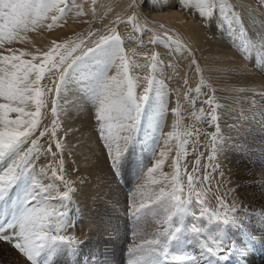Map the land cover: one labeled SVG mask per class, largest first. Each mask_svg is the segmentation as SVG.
<instances>
[{"label":"snow or ice","instance_id":"obj_1","mask_svg":"<svg viewBox=\"0 0 264 264\" xmlns=\"http://www.w3.org/2000/svg\"><path fill=\"white\" fill-rule=\"evenodd\" d=\"M182 3L185 7L194 6L202 18L207 19L221 12L226 21L231 18L232 24L237 22L233 15L234 6L229 7L230 0H182ZM62 4L65 7H60ZM67 7L68 0H0V19L11 25L9 28L8 25L0 24V242L7 243L26 258V264H51L54 256L75 255L79 248L74 237L62 234L67 232L71 221L67 211L60 210L67 207L65 202H70L74 193V186L65 174L62 156L64 145L58 137L62 128L60 115L64 111V95L71 90L72 85L78 84L82 91L89 90L91 93L96 104L97 132L104 141L113 175L119 174L129 164L137 144L136 134L141 128V119L144 120L147 134L159 112L166 108L163 102L166 93L162 83L155 78V72L162 63L159 55L150 57L153 63L150 65L152 74L146 78L148 86L141 95H137L136 80L130 72L133 67L139 68L140 65L132 64L125 53L124 41L115 29L85 45V39L96 34L89 31L87 38H82L67 56L60 52L67 45L55 41L42 54L26 51L17 54L12 49L4 50V43L11 44L19 38L20 31L27 30L29 26L34 28L47 18V13L56 10L59 16H52V23L48 25L51 30L58 20L66 17ZM134 19V16L129 17L128 22ZM150 43L186 50L170 36L157 37ZM239 44L241 50L248 48V41L243 36ZM82 46L84 50L81 54L72 56ZM29 56L30 59L24 58ZM261 62L264 63V57ZM191 63L196 66L198 73L202 72L195 60ZM113 67L116 68V74L109 76ZM184 83L187 84V80ZM202 87H206L203 79L201 86L195 89L197 96L192 102L209 106L207 123L216 129L213 133H204L212 145L208 156L211 163L224 147L218 123L220 105L214 99V93L201 101ZM49 96L53 97L50 127L44 124L48 113L43 111L48 107ZM185 99H190L188 93H185ZM156 102H159V109ZM180 111V108L173 109L178 116ZM202 118L197 117V120ZM200 135L197 132V145ZM46 136L48 147L43 149L40 140ZM167 136L178 140V151L170 165L173 169L171 178L163 171L164 151L159 153L162 158L147 168V175L151 178L159 171L162 180L152 179L151 183L169 181V184L154 191L138 207L129 205L134 209L131 212L132 223L139 226L147 223L150 217H160L155 222L163 228L158 229L151 238L132 244L128 249V264H221L228 258L225 246L227 228L239 227L242 222L238 216L230 214L236 210L229 209L221 196L216 199L219 208L224 211H209L202 198L205 191H197L198 185H204L211 191V168H205L202 178L198 175L204 154L201 152L197 156L191 172L187 171V165L184 164L182 174L181 165L183 157L187 155V141H180L179 134L175 132H169ZM53 144L56 152L52 150ZM152 151L156 155V149ZM58 155L60 160L54 165ZM42 156L49 159V164L41 166L37 172L36 161ZM143 172L144 166H141V174ZM185 175L186 185L183 182ZM45 180L48 182L45 183ZM185 187L187 196L184 195ZM138 235V232L133 233V236ZM246 239L251 237L246 235ZM230 251L233 255L244 254V248L236 245H232Z\"/></svg>","mask_w":264,"mask_h":264},{"label":"bare ground","instance_id":"obj_2","mask_svg":"<svg viewBox=\"0 0 264 264\" xmlns=\"http://www.w3.org/2000/svg\"><path fill=\"white\" fill-rule=\"evenodd\" d=\"M232 6L235 9L233 15L237 18L236 24L231 23V18L226 21L225 15L221 12H216L207 19L202 18L194 6L185 7L182 0H68L66 17L58 20L51 30L48 25L52 23V16H59L56 10L47 13V18L42 19L34 28L29 26L27 30L20 31L19 38L11 44L6 43L3 48L4 50L12 49L17 54L19 51L42 54L47 52L55 41L67 45L66 48L60 50L61 54L67 56L72 47L79 44L82 38H87L89 31L96 34L85 39V45H89L91 40H95L99 35H108L111 29H115L124 41L125 53L132 64L140 65L139 68L133 67L130 72L136 84L144 81L146 82L144 88L148 86L146 78L152 74L150 65L153 62L150 57L153 54H158L162 63L172 64L161 68V63L155 72V78L162 83L166 93L163 97L165 104L167 92L171 90H168L169 87L164 84L166 74L168 75L174 68L177 69L176 66H181L183 68L181 73H184V76L187 73L188 80L195 84L197 70L191 63L194 58L201 67L202 74L212 85L217 86L214 88H217L219 112L225 130L228 131L227 122L232 125L233 117L242 118L240 109L253 112L255 109L249 107L253 103H256L258 108L264 107V72L261 71L264 70V63L261 62V58L264 57V2L262 0H230L229 7ZM60 7H65V5L62 4ZM78 13L83 14L78 15ZM133 16L135 19L129 23V17ZM0 24L11 27L10 23L3 19H0ZM161 25L163 27H160ZM165 36L179 41L186 50L181 51L175 46L168 47L150 43L157 37L165 38ZM241 36L248 41V48L242 50L245 53L243 55L247 57L246 60L242 59L240 56L242 52H239L241 51L239 44ZM83 50L84 46L72 53V56L80 55ZM24 58L30 59L31 57ZM70 59L71 57L69 61ZM259 68L261 70L257 72ZM147 70H150L149 75L138 77L140 75L138 72ZM115 74L116 68L113 67L108 75ZM152 95L154 96L155 93ZM86 98L92 99L90 91H82L78 84H73L71 90L64 95L65 112L60 115L62 128L58 132L60 133L58 137L64 145L62 150L64 162L69 161L70 163L67 166V172L70 179L75 182L73 184L77 197H82V200L89 197L90 200L95 199L97 202V199L103 198L101 194H104L105 198L113 188L106 173H103L102 155L97 153L100 147L97 149L93 145L94 140L91 133L93 130L89 129L92 122L91 125L87 124L89 113L84 107L85 103L86 106L88 104ZM51 100L52 96H49L46 112L50 109ZM91 102L95 105L96 111V104L93 100ZM156 104L159 108V102ZM161 114L163 113H159V116H162ZM173 115L171 114L172 117ZM12 116L14 117L15 114ZM172 117L166 120V135L169 132H175ZM166 141L167 145L172 143V141ZM167 145L164 143L161 146L163 151ZM156 158L161 159L162 157L158 153ZM85 163L86 167L83 166ZM244 168L242 166L234 168L233 171L237 178L241 175L245 176L246 172L251 173L250 170L245 171ZM159 179H162L160 174ZM260 181L264 185V178ZM244 184L245 182L243 188H245ZM248 186L259 188L261 185L254 181ZM243 188L241 187L240 190ZM251 190L252 188L249 187L248 190L245 189L241 198L258 207L260 212L264 211L263 193L257 191L254 193ZM119 193L118 197L121 199L122 193ZM117 203L120 202L117 201L115 205ZM152 230L149 229V233L145 235H149Z\"/></svg>","mask_w":264,"mask_h":264},{"label":"rangeland","instance_id":"obj_3","mask_svg":"<svg viewBox=\"0 0 264 264\" xmlns=\"http://www.w3.org/2000/svg\"><path fill=\"white\" fill-rule=\"evenodd\" d=\"M5 44L6 43H4L3 46ZM239 52H242V50ZM243 54L245 53H240V56H242V59L246 60L247 57ZM192 60L195 59L193 58ZM170 65L172 64L162 63L161 68L163 66L169 67ZM176 67L177 69L174 68L170 70L169 74H166L164 78V84L169 87L168 90H171L167 92L166 108L159 112L163 113L161 114L162 116L158 114L153 127L147 130V134L145 133L144 120L143 118L141 119V128L136 134L137 144L130 157V162L117 175H113L104 148V141L97 132L98 123L95 119V105L91 102L92 99L86 98L88 104L86 106L85 103L84 107L89 113L86 112L89 116L87 118V124L91 125L92 122V125L88 126L89 129L93 130H90L93 135V140H96L95 142L93 141V145L97 149L100 147L96 150L98 155H102L101 159L104 165L103 173H106L107 179L109 178L108 181H110L109 183L113 190H110L108 196H105V198L104 194H101L103 198L97 199L96 202L95 199L90 200L89 197L85 200H82V197H77L74 187L71 201H66L67 207L60 210L67 211L68 219L71 221V226L68 228L67 232L62 234L74 237L79 243V248L75 255L69 253L54 256L51 264H128V249L132 244L134 242L140 243L144 237L151 238L158 229L162 230L163 226L155 222L156 219H160V217H150L147 223H141L139 226L132 223L131 212L134 209L130 208L129 205L133 204L138 207L141 202H146L154 191L169 184V181H164L163 184H152V179L160 180L159 171L155 173L153 177L149 178L147 175V168L155 164L157 154L163 151L161 146L165 141H172L164 150L166 153L164 165L166 167H163V171L168 174L169 179L171 178L173 169L170 165L178 151V140L176 138L169 139L165 132L166 120L172 117L171 114H174L172 117L174 119L173 131H177L176 133L179 134L180 141H187V155L183 157L181 165L182 174L184 173V164L187 165L188 172L192 171L194 161L202 152L204 155L201 157L200 172L198 175L202 178L205 175L206 167L211 168L212 175L211 191H208L207 187L204 185L197 186V191L202 189L205 191V196L202 197L205 200V206L209 208L210 212L217 210L223 212L224 209L219 208L216 199L217 196H221L229 209L235 208L236 211L230 214L238 216L239 221L242 222L239 227L233 226L227 228L225 246L226 249H228V258L222 261L221 264H264V222H262V220H264V211L260 212L258 207L241 198L245 193V189L248 190V187L252 188L251 191L254 193L257 191L258 193H263L264 196V185H262L260 181L261 178H264V107L258 108L257 104L253 103L249 106L255 109L253 112H248L247 109H240V113L243 115L242 118L236 119L233 117V126L230 122H227L228 131L225 130L224 123L221 120V113L218 109V123L224 139V147L218 158L209 163L208 156L212 151V145L209 137L204 135V133L210 134L215 132L216 129L214 126H209L207 123L206 117L209 106L202 102L193 103L192 99L197 96L195 89L201 86V79H203L206 87H202L201 101L206 100L214 93V99L218 102L217 88H214V86H217L212 85L202 72H197L196 83L192 84L187 78V73L185 76L184 73H181V71L183 72V68L181 66ZM199 68L201 69L200 66ZM260 68L257 69V72L261 70ZM261 71L264 72V70ZM149 72L150 70L138 72L140 73L138 77L142 78L145 75H149ZM150 75L148 77H150ZM185 80H187V84L184 83ZM145 84L146 82L144 81H140L136 84L137 95L143 93ZM185 93L189 94L190 99L188 101L185 99ZM51 107L52 104L44 120V124L49 127L52 121ZM176 108L181 109L179 116L173 112V109ZM201 109H203V113ZM43 111H46V109ZM197 117L203 118L197 120ZM177 121H179V123H177ZM197 132L201 133L198 145L196 144ZM185 133H191V135L186 136ZM47 140V136L40 140L43 149H47L48 147ZM157 141H159V143H157ZM194 145L196 146L194 147ZM153 149H156V155H153ZM52 150L53 152L57 151L54 144ZM59 160L60 155L57 156V160L54 161L53 164H57ZM48 164L49 159L42 156L36 161L37 172L41 166H47ZM69 164V161L64 162L65 174L73 184L74 181L70 179L67 172V166ZM83 166L86 167V163ZM141 166H144L143 174H141ZM241 166L242 168L245 167V171L246 169L250 170L251 173L246 172L244 174L245 176L241 175V177L237 178L233 170ZM242 181L245 182V188H243L244 182ZM254 181L261 186L259 188L248 186L249 184H253ZM44 182L47 183L48 181L45 180ZM183 182L186 185V175L184 176ZM241 187L243 188L242 190H240ZM166 190H168V188H166ZM119 192L122 193L121 199L118 197ZM187 194V188L185 187L184 195L187 196ZM99 196H97V198ZM100 200L102 201L100 202ZM104 201L107 202L105 203ZM117 201L120 203L115 205ZM149 229L153 230L149 235H145V233H149ZM134 232H138L139 235L133 236ZM246 235L247 237H251V239H246ZM232 245L243 247L244 254H231L230 249ZM16 257L18 259H16ZM18 263L26 264V258L7 243L0 242V264Z\"/></svg>","mask_w":264,"mask_h":264}]
</instances>
